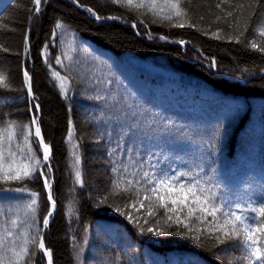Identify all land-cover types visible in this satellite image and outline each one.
<instances>
[{"label":"trees","instance_id":"16d2710c","mask_svg":"<svg viewBox=\"0 0 264 264\" xmlns=\"http://www.w3.org/2000/svg\"><path fill=\"white\" fill-rule=\"evenodd\" d=\"M143 2L136 8L111 0H42L36 13L33 0H0V74L8 85H0L4 173L23 176L35 159L45 171L51 165L56 209L42 241L52 264H152L144 253L161 256L154 264H184L171 256L252 264L254 257L244 258L251 249L215 233L212 217L200 222L186 218V208L169 212L181 206L141 189L150 187L142 176L151 163L171 164L172 174L199 179L225 211L264 204V52L258 50L264 0ZM32 115L51 149L47 162ZM34 175L0 179V264H17L14 253L25 248L19 264H46L39 242L50 202ZM32 199L37 204L29 208ZM177 214L191 231L173 222Z\"/></svg>","mask_w":264,"mask_h":264},{"label":"snow or ice","instance_id":"6c2138e0","mask_svg":"<svg viewBox=\"0 0 264 264\" xmlns=\"http://www.w3.org/2000/svg\"><path fill=\"white\" fill-rule=\"evenodd\" d=\"M113 3L122 4L124 6H134L136 8H144L146 7V4L141 0L140 3H134V0H111ZM167 3L172 4L173 7H177L179 0H166ZM33 4L35 5L34 11L36 13H39L41 11V0H33ZM89 12H92V9H87ZM177 16L180 15L179 12L176 13ZM229 16L232 15L231 12L228 13ZM96 19H100L99 16H96ZM166 19H171V17H166ZM180 27H183L184 25H179ZM57 29H60L62 27L61 24H57L55 26ZM135 27V25H133ZM213 35H216L215 33ZM260 35L264 36V29L260 30ZM163 39V37H161ZM253 48H257V45L255 43L252 44ZM261 52H264V48L258 49ZM27 38H26V46H25V53L27 54ZM57 63H60V61H57ZM214 64V62H213ZM25 78V84L27 85V91L29 95H32V88H31V77L29 76V73L27 70L23 73ZM56 76H59V73H55ZM6 77L3 74H0V85L7 88L8 85L5 83ZM64 78L61 77V90L62 92H66L67 90L64 87ZM37 111L39 110V105H36ZM37 117H33L31 123L37 124ZM35 136L39 137V144L43 149V156L42 161L47 162L50 157L51 149L50 146L46 143H44L43 138L41 136V129L39 126L35 128ZM73 138V130L70 128L68 133V140L71 141ZM27 139V137H25ZM34 159V157H32ZM3 153L0 152V179L3 181H20L25 177L33 178L35 179L36 176L35 173L38 172L39 176L43 178L44 187L47 189V200L50 202L51 207L50 210L47 212V215L43 219V226L47 228L49 225V218L53 216L54 210L56 207V201L53 199L52 195V183H51V176L50 173L52 171L51 165H46V171H45V165H42V162L40 159H35V163L32 166V171L29 172L27 170L24 171L23 176L19 172H16L15 174H5L3 169ZM75 163L79 164V158H76ZM27 167V166H25ZM12 172V169L9 168V173ZM47 173V174H46ZM75 178L76 182L80 183L81 186L83 185V181L81 180V172L79 170L75 171ZM142 179L146 181V184L150 187H145L141 189L145 192H151L153 194H157L156 198L163 202L165 200L170 201V203L174 206H181L179 209L177 207H173L168 209L169 212L177 213L183 212L184 209H187V216L186 218H194L196 221L202 222L203 219H206L207 217H212L213 221L215 223L212 225V228L214 229L215 233L222 234L223 237L232 240L235 238V243L241 244L243 247L251 249L250 255L244 257L245 259H251L252 257L255 258V260L252 262V264H264V204L259 205L258 207H250L248 209L241 208L240 214H238L236 211H225L222 205H216L213 203V197L208 196L206 193L207 189H205L201 185V181L197 179L195 176H191L188 172H178L174 173L171 176H169L167 173H164L162 175H159L156 177L155 180H153L152 175H150L148 172H144ZM129 185L133 184V181H128ZM135 183H140V181H135ZM116 187H119V185H116ZM139 191V190H138ZM160 192H166L167 196L158 194ZM36 193H31V196L35 197ZM145 200H151V196L145 195ZM37 201L36 199H32L31 203L28 205L29 208H32L33 205H36ZM161 207H166L165 203H161ZM135 207V205H133ZM141 207H144L143 202H141ZM35 211V209H33ZM245 211H249L251 213H254L255 215L248 217L243 215ZM196 213H200V215H196ZM123 214V213H122ZM219 214V216H218ZM149 216L152 215V212L150 211L148 213ZM220 216H222V222L220 220ZM129 220H132L133 217L131 215L128 216ZM168 221H173V216L169 215L167 216ZM147 222V221H145ZM178 226L183 225L184 228L191 231L192 229L189 228L188 224H185L184 221L180 218V215H176L175 220L173 221ZM148 232H153V228H148ZM199 232L200 230L197 229ZM256 233H261V237L254 238L256 236ZM10 234V233H9ZM157 235L164 234L163 232H156ZM196 239H199V236L194 237ZM216 239L220 243H224V240L220 238V236H217ZM250 241V243H249ZM260 243V247H256V245ZM2 243V241H0ZM41 250H44V254L48 257V264H52V257L51 252L44 249L43 241L41 240L39 245ZM28 250L22 249L20 252H15L14 255L18 258L17 264H19V258H22L24 255H26ZM3 257H0V260H2Z\"/></svg>","mask_w":264,"mask_h":264},{"label":"rangeland","instance_id":"374dc122","mask_svg":"<svg viewBox=\"0 0 264 264\" xmlns=\"http://www.w3.org/2000/svg\"><path fill=\"white\" fill-rule=\"evenodd\" d=\"M180 44H184V43L181 42ZM133 61L134 60L131 59V58L130 59H126L122 64H123V66H126V63L127 64H131V63H133ZM137 65H139V67H142V69H144V70H148V71H152L153 70L148 64L142 63V64H137ZM40 148H41V153H42V156H43V149H42L41 146H40ZM89 156H90L89 157V162H92L93 155L91 154ZM149 172H150V175H152L153 180H155L157 176L162 175L164 173H167L169 176H171L172 175V166H171V164L170 165L160 164V165H154L153 166V163H151L150 166H149ZM102 176H103V174L101 175V177ZM50 207H51V204H50ZM140 219L142 221L144 220L141 217H140ZM257 236H258V233H256V236L254 238H258ZM44 249H46V248L44 247ZM46 250H48V249H46ZM42 251L44 253V250H42ZM143 256H144V259L147 262L152 263V264H154L155 261H158V260L162 259L161 256H156V255L149 254V253H144ZM45 257H46V264H47L48 257L46 255H45ZM170 258H171V262H175L176 260L180 259L181 262H183L184 264H199V261L197 259H195L194 257H192V256H183V257H180V258H178L177 256H171Z\"/></svg>","mask_w":264,"mask_h":264},{"label":"water","instance_id":"95a60500","mask_svg":"<svg viewBox=\"0 0 264 264\" xmlns=\"http://www.w3.org/2000/svg\"><path fill=\"white\" fill-rule=\"evenodd\" d=\"M111 18H113V17H111ZM26 38H27V49H28V45H29V42H28V36L26 35ZM164 40L165 41H169V42H172V43H181L180 41H176V40H169V39H167V38H164ZM30 76V75H29ZM30 83H31V80H30ZM29 98H32V95H29ZM32 118H33V115H32ZM33 125V129H35V125L34 124H32ZM38 139H39V137H38ZM42 180H43V178H42ZM43 185H44V182H43ZM44 190H45V192L47 193V189H45V187H44ZM55 209H56V207H55ZM54 212H55V210H54ZM50 220H51V217L49 218V222H50ZM44 230H45V227H43V229H42V234H41V238H40V242H41V240L43 239V233H44ZM40 242H39V245H40ZM51 252V251H50ZM51 256H52V253H51Z\"/></svg>","mask_w":264,"mask_h":264},{"label":"bare ground","instance_id":"6f19581e","mask_svg":"<svg viewBox=\"0 0 264 264\" xmlns=\"http://www.w3.org/2000/svg\"><path fill=\"white\" fill-rule=\"evenodd\" d=\"M47 264H48V262H47Z\"/></svg>","mask_w":264,"mask_h":264}]
</instances>
